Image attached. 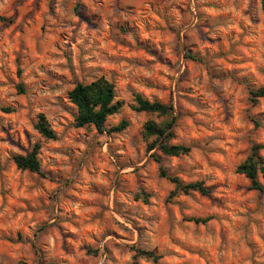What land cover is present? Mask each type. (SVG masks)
I'll return each mask as SVG.
<instances>
[{"label":"rangeland","instance_id":"1","mask_svg":"<svg viewBox=\"0 0 264 264\" xmlns=\"http://www.w3.org/2000/svg\"><path fill=\"white\" fill-rule=\"evenodd\" d=\"M233 8L234 0H8L0 8V264H134V246L159 250L164 264H264V191L237 172L254 144L264 146V97L253 102L250 94L264 86V13L262 0H245L235 9L239 17ZM81 36L92 49L82 47ZM100 77L116 84L115 101L123 102L104 133L77 127L69 99L76 84ZM35 82L58 93L52 119L30 110ZM137 93L172 104L174 128L191 122V137L174 144L192 147L184 157L195 151L200 178L183 168L176 174L171 165L181 156L147 151L141 132L151 115L135 111ZM210 107L215 112L206 113ZM197 112L213 116L223 131L194 119ZM40 114L56 140L37 131ZM123 120L126 130L111 131ZM53 121L60 131L71 122L70 146L60 145ZM213 141L222 147L212 149ZM37 143L43 173L19 169L14 157ZM206 152L217 157L214 164ZM158 158L185 183L206 182L211 196L169 199L174 186L160 176ZM86 159L95 160V173ZM140 188L152 195L148 204L136 200ZM209 216L207 224L188 221Z\"/></svg>","mask_w":264,"mask_h":264},{"label":"trees","instance_id":"2","mask_svg":"<svg viewBox=\"0 0 264 264\" xmlns=\"http://www.w3.org/2000/svg\"><path fill=\"white\" fill-rule=\"evenodd\" d=\"M262 10L264 13V0H262ZM21 74V71H19ZM19 91L25 92L23 84L19 85ZM253 102H257L260 98L264 97V86L257 90H251L250 92ZM70 101L77 108V116L75 118V124L79 128L94 126L99 132L104 133L106 130V122L110 116L115 115L120 111L123 106L122 101H115L116 99V84L105 78L100 77L93 82L78 83L69 92ZM134 109L138 113H145L148 115H154L159 113L160 116L167 117L161 124H157L155 119H149L141 132L142 138L147 146V151L152 152L158 149L162 155L166 157H180L183 155H189L192 152V147L182 144L170 143L175 139L174 126L177 122V115L175 108L172 104H166L160 101H151L148 98L143 97L141 94H135V106ZM159 119L160 117L157 116ZM128 127V122L123 120L116 127L112 128L113 132H122ZM36 129L39 134L46 140H56L57 134L49 123L48 118L44 114H40ZM149 137H154L151 143L148 142ZM264 146L261 144H254L251 147L250 154L244 162H242L237 172L245 175L251 182V188L258 191H264V185L261 182V178H264V156L262 151ZM41 151V144L37 143L32 151L26 156L17 155L14 157L15 164L21 170H28L34 173L42 174L41 162L39 159ZM160 164V176L167 179L174 186V189L169 195V199L178 197L181 194L190 195L192 193H199L202 196H211L213 189L204 181H196L185 183L178 176L172 175L161 166V160L158 158ZM152 195L146 190L140 188L135 198L138 201H142L146 204L150 202ZM212 220V217H192L188 218V221L196 224H207ZM11 241H14L11 238ZM133 250V262L134 264H140L141 260H147L152 264H164V254L159 250H145L134 246ZM18 264H28L21 261ZM52 264V263H46Z\"/></svg>","mask_w":264,"mask_h":264},{"label":"clouds","instance_id":"3","mask_svg":"<svg viewBox=\"0 0 264 264\" xmlns=\"http://www.w3.org/2000/svg\"><path fill=\"white\" fill-rule=\"evenodd\" d=\"M244 6H245V0H234L233 11H234V16L235 17H239L240 16V12L239 11H235V9H241L242 10L244 8ZM7 7H8V0H0V8L6 9ZM57 11H60L61 15H64V13L61 11L59 3L57 4ZM108 15H111V13L109 12ZM49 19H51V18L49 17ZM68 19H74V17H68ZM113 19H115V17H113ZM230 30L231 29L229 28V31ZM82 31L83 30L81 29V32ZM80 40H81V44H82L83 48L92 49V47H93L92 45H84L83 44V36L80 37ZM89 55L90 56L91 55H95V52L94 51H90ZM84 59L86 60L87 58L85 57ZM259 66L260 67H264V61H261ZM32 67L35 68L36 65L33 64ZM134 75H135V73H133V76ZM207 83H208L207 81H204L205 85H207ZM118 86H119V84H118ZM32 91L35 92V93H38V95H31V94L29 95L30 101H33V103L30 106V110L33 111V114L41 112V111L49 113V119H52L50 111H49L52 108V105H51L50 101L58 93L56 91H49L48 88H45V87L41 86L39 84V82H35L33 84ZM13 99H15V98H13ZM215 110H216L215 107H210V108L206 109V113H212V112H215ZM229 111H231V109H229ZM157 116L160 117L159 119H156V123L158 125L161 124L165 119H167V117L160 116L159 113H155L150 118L151 119H155ZM202 117L206 118L209 121H211V125H212L213 130L215 132L220 133V132L223 131L222 129H216L214 127L215 123H216V120L211 115L205 116L204 113L197 112L195 114V116H194V119L199 121ZM60 119H63L62 114L58 115L57 121L60 120ZM57 121H53V127L57 128L58 135L60 136V145L62 147H68V146H70L72 144V140H73V133H72L70 127H69V124L71 122H69V124L64 125L65 131H60V126H59V123ZM178 123H179V127L173 129L176 132V134H177V140L176 141H170V143H176V142L183 143V142L187 141L191 137V134H192L191 122L186 120V119H182V120L178 121ZM241 136L243 137V133H241ZM118 139L119 140H124V142H126V138L125 137H120ZM153 139H155V138L154 137H149L148 138V142L151 143V141ZM104 142H107V141H104ZM117 142H118L117 140H113L112 141L113 144H116ZM219 147H222V145H220L218 141H213V143L211 144V148L212 149H217ZM100 151H102V149H100ZM81 155L83 156L84 153H81ZM206 155L209 156V160L211 162H213V164H214L216 159H217V157L212 155L211 153H207V152H206ZM192 156H193V159H186L184 157L183 153H181V158L178 161H176L173 165H171L173 167V170L176 172V174H179L180 173V169L183 168L185 170V172L191 177V179L200 178L198 174L201 171H204V170H201L196 164L195 151H193ZM94 164H95V160L94 159H91V160L86 159L85 167L88 168L89 170L93 171V173H95L96 169L94 167ZM67 166H68L67 163H65L64 167L67 168ZM225 169H226V172L230 175L231 174V172H230V169H231V159H230V157H229V160L226 161V163H225ZM193 170H194V172L196 174H193ZM206 171L209 172V173H214L215 172V168L214 167L213 168H208V169H206ZM82 172H83V169H81V173ZM170 187L171 186L169 185V186L165 187L163 190L166 192L168 190V188H170ZM157 191H160V189H157ZM159 198L163 199V196H160ZM177 199H179V197ZM107 203H109V204L111 203V197H109ZM154 214H157L155 208L149 213V215H154ZM157 218L159 219L158 215H157ZM170 223H179V221H173V222H170ZM151 227L154 230H156V233H157V236H158L159 235V226H158V224L154 223V224L151 225ZM149 234L151 235V233H149ZM171 235L173 237H175V236H178L179 233H178V231L175 228H173ZM102 246L103 245H101V248H102ZM109 264H111V262H109Z\"/></svg>","mask_w":264,"mask_h":264}]
</instances>
